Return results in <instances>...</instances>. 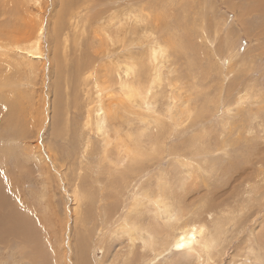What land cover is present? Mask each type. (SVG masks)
I'll return each mask as SVG.
<instances>
[{"label": "rangeland", "instance_id": "rangeland-1", "mask_svg": "<svg viewBox=\"0 0 264 264\" xmlns=\"http://www.w3.org/2000/svg\"><path fill=\"white\" fill-rule=\"evenodd\" d=\"M132 9L140 14L138 23L129 20ZM263 11L261 0L0 1V45L13 37H29L32 33L27 29L37 19L44 25L42 66L36 62L28 67L22 54L16 57L9 54V47L0 49V170L8 169L2 194L7 189L17 207L24 205L20 210L23 227L18 223L15 230L0 236V264H145L154 256L147 249V237L142 243V236L136 232L128 235L123 228L122 233L115 234L125 224L117 218L126 209L132 211L133 193L140 187L143 203L137 204L139 212H128L125 218L162 228L154 234L156 258L149 264H264ZM152 26L156 38L168 47L170 44L160 68L163 81L153 99L157 112H148L142 102L139 108H120L119 113L121 124L125 128L131 125L138 133L143 131L144 122H153V115L159 117L163 123L157 128L155 146L161 149H150L153 144L143 136L145 144L139 145L134 156L143 162L123 177L126 182L122 179L116 183L122 170L108 171L110 160L98 159L101 143L94 133V113L89 125L93 131L86 137L80 131L85 121L81 112L95 105V84L106 87L104 77L121 62H138V74L147 82V67L139 61L147 51V40L152 38L144 37L143 31ZM126 29L131 33L124 38L125 44L119 43ZM104 90L102 96L113 105L126 99L119 100L113 89ZM172 92L179 93L181 101L186 100L174 111L179 119H174L177 126L161 114L166 112ZM241 95L244 98L240 102ZM185 105L193 115H180ZM201 107L203 116L197 114ZM19 128L26 135L18 137ZM14 129L18 141L5 143ZM192 142H196L194 147ZM195 147L212 150L200 156L207 159L200 176L182 172L183 158L173 154ZM223 147L228 149L225 154ZM209 166L214 169L211 176L207 173ZM229 166L233 171L226 169ZM180 181L184 190L178 188ZM155 183L171 197L181 196L188 210L184 219L206 224L218 237L209 249V263L201 253V257H195L162 251L174 236V224L157 204L145 198L146 194L154 196ZM72 193L79 202L71 200ZM170 201L174 207V199ZM200 202L211 206L206 209ZM192 205L195 211L189 208ZM132 238L137 240L131 243ZM193 245L204 251L202 244Z\"/></svg>", "mask_w": 264, "mask_h": 264}, {"label": "bare ground", "instance_id": "bare-ground-1", "mask_svg": "<svg viewBox=\"0 0 264 264\" xmlns=\"http://www.w3.org/2000/svg\"><path fill=\"white\" fill-rule=\"evenodd\" d=\"M2 2V0H0ZM19 1V0H18ZM37 2V0H35ZM68 1V0H66ZM10 2V1H9ZM261 2L264 3V0H261ZM15 3V2H14ZM243 3V2H242ZM259 5L261 4L260 1L258 3ZM21 6V5H19ZM122 7V6H121ZM19 8V7H18ZM251 8V7H250ZM10 11L13 10L12 7L9 8ZM115 9V8H114ZM113 9V10H114ZM123 9V8H122ZM139 9V8H138ZM145 11V10H144ZM257 12V11H256ZM264 12V11H263ZM9 13V12H8ZM18 13V12H17ZM129 14H133V16H130L132 18H130L129 20H131V22L134 23H138V19L140 18V14L136 13V9H132L128 12ZM261 14V13H260ZM112 15V14H111ZM122 15V14H121ZM116 17V16H115ZM239 17V16H238ZM119 18V17H117ZM122 18V16H121ZM126 18V17H125ZM113 19V18H112ZM124 20V18H122ZM143 19V18H142ZM110 20V19H109ZM118 21V20H117ZM121 21V20H120ZM119 21V22H120ZM161 22V21H160ZM141 23V22H140ZM109 24V23H108ZM129 24V22H128ZM177 24V23H176ZM113 25V24H112ZM116 25V24H115ZM115 25H113L115 27ZM147 25V24H146ZM215 25V24H214ZM245 25V24H244ZM151 26V25H150ZM32 28L27 29L30 33H32L29 37H25L22 38L18 37L17 39H15V37H13V40L0 45V49H5L6 47H9L12 51L9 52V54L18 57L20 54H22L24 62L26 61V66L28 67H32L34 64H41V66L44 64L43 59L41 58L43 55V49H42V35H43V31H44V25L42 23V21H40V19L36 20L34 22V26L31 25ZM135 28H137V24L134 25ZM179 27V26H178ZM27 28V27H26ZM58 28V24L57 26L54 28L57 29ZM112 28V27H111ZM123 28V27H122ZM147 28V26H146ZM115 29V28H114ZM151 29H154L153 26L152 28H148L145 29V31H143V36L144 37H149L150 35H152L151 41L149 42L147 40V48H146V53L143 56V58L141 59V61H139L140 64H142L143 66L146 65L147 70H144V74L147 77L148 76V80L146 83H144L141 78L140 75L138 74V70L141 69V67L137 64L138 62H121L119 63V65H117V67L115 66L114 69L111 70L110 74L105 78V81H103V84H106V87H100V84L96 83L95 84V94H93L94 99L92 100V102H94L95 105H93V107H91L90 109H84L83 112H81L82 117L85 118V121L82 123L84 125V127L80 130L81 133L83 135H86V137H89L91 134V130L92 127L90 128V120L92 119L91 117V113H94V119L95 121L93 123H95V134L97 135V140L98 142L101 143V151L99 153V160L104 162L105 160H110L109 163V169L108 171L112 169L113 170H117L119 169L120 171L122 170V174L120 175V178H116V183L117 181H121L123 179V177L125 175H129L131 172H133L134 170H136L138 168L139 165H141V163L143 162V160L141 158H134L136 152L139 150V145L141 144H145L141 138L143 136H146L148 141L151 142L153 145H151V148L149 146L150 149L154 148H158L161 149L158 146H155L158 144L157 141V136H158V130L157 128H160L159 125H161L163 122H161L162 120H160L159 117H156L155 115H153L154 120L153 122H144L143 126V131L142 132H137L136 130H133L131 128V125H127V127L125 128L121 122V116L119 112H121L120 108H124L125 107H130L133 106L134 108L136 106H143L140 105L144 104L145 109L150 112V113H155L157 112V110H155V105L156 103L153 99L156 95V91L157 89H159V87H161V83L163 81L162 79V74L160 72V68L162 67L163 62L165 61L166 57V51L167 49H169L168 44L165 45L166 43L160 42L156 36L154 35V32H151ZM177 29V28H176ZM203 29V28H201ZM117 30V29H116ZM121 30V29H120ZM133 30V29H131ZM155 30V29H154ZM158 30V29H157ZM174 30V29H173ZM123 31V29H122ZM153 31V30H152ZM156 31V30H155ZM178 31V30H177ZM215 31V30H214ZM135 32V30H134ZM137 32V31H136ZM157 32V31H156ZM232 33V30L230 31ZM239 34V31H236ZM21 33V32H20ZM123 33V32H122ZM125 36L120 37L118 39L119 43H124L125 44V37H127L126 35L130 32V29H126V31L124 32ZM171 33V32H170ZM235 33V32H234ZM134 34V33H133ZM132 34V35H133ZM178 34V33H177ZM131 35V36H132ZM25 36V35H24ZM141 37V36H140ZM234 37V36H233ZM146 38V39H147ZM231 38V37H230ZM239 37L237 36V39ZM177 40V39H176ZM173 39V41H176ZM137 41H139V39H137ZM134 40V44L139 45V43ZM231 41V40H230ZM167 42V41H166ZM189 42V40H188ZM229 42V41H228ZM127 43V42H126ZM168 43V42H167ZM186 43V42H184ZM195 43V42H194ZM231 42H229L228 44H230ZM123 44V45H124ZM187 44V43H186ZM190 44V43H189ZM234 44V43H233ZM129 44H126V46ZM144 45V44H143ZM191 45V44H190ZM232 45V44H231ZM236 44H234L235 46ZM230 46V45H229ZM120 47V46H118ZM130 48V46H129ZM193 48V47H192ZM8 49V50H10ZM116 49V48H115ZM219 49V48H218ZM125 50V49H124ZM129 50V49H127ZM116 52V51H115ZM120 52V51H119ZM110 54V53H109ZM128 54V53H127ZM121 55V53H120ZM125 55V54H124ZM128 56V55H127ZM168 56V54H167ZM245 56V55H244ZM7 57V56H5ZM10 57V56H8ZM121 57V56H119ZM136 57V56H135ZM260 57V56H259ZM240 58V56H239ZM5 59V58H4ZM37 59V60H36ZM138 59L140 60L139 56ZM253 59V58H252ZM53 60V59H52ZM58 61V60H57ZM61 61V60H60ZM126 61V60H125ZM248 61V60H247ZM37 62V63H36ZM59 62V61H58ZM56 62V65H58ZM9 63V62H8ZM54 64V62H52ZM113 68V67H112ZM162 70V69H161ZM171 72V71H170ZM57 73V72H56ZM105 75V74H103ZM25 76V74H24ZM86 77V76H85ZM79 80V78H78ZM221 80V79H220ZM82 82L86 81V78H81ZM97 81V80H96ZM99 82L101 81V79L99 78L98 80ZM221 83V82H220ZM145 84V88L144 85ZM222 84V83H221ZM220 84V85H221ZM84 85V83H83ZM94 85V84H93ZM92 85V87H93ZM102 85V84H101ZM252 86V85H251ZM113 89L115 90L116 96L117 98L120 97L122 98H126L125 100H121L119 102H116L114 105L112 104V102L109 101H105L107 96H102L103 90L104 89ZM239 88V86H238ZM63 89V88H62ZM175 89V88H174ZM156 90V91H155ZM221 90V89H220ZM233 90V89H232ZM237 90V89H236ZM105 91V90H104ZM175 91V90H174ZM222 91V90H221ZM254 92V91H253ZM104 94V93H103ZM172 95L170 96V102L168 101L167 104L165 105V109L166 112L163 113L161 112L162 116H166L169 118L168 120L175 126H177L178 124V116L174 115V111L176 110V108L178 107V105L181 102H184L186 100L181 101L178 95L179 93H171ZM240 97V102L241 100L244 98L243 95L239 96ZM253 97H255L253 95ZM257 97V96H256ZM108 98L109 95H108ZM262 98V97H261ZM263 99V98H262ZM129 100V101H127ZM156 100V99H155ZM188 101V100H187ZM213 101V100H212ZM215 101V100H214ZM247 101V100H246ZM59 103V102H58ZM122 103V104H121ZM223 103V102H222ZM60 104V103H59ZM235 104V103H234ZM116 105V106H115ZM115 106V107H114ZM138 106V108H139ZM236 106V105H235ZM206 107V106H205ZM228 107V106H227ZM143 108V107H142ZM132 109V108H131ZM144 109V110H145ZM206 110V109H205ZM138 111V110H137ZM135 112V111H134ZM132 112V113H134ZM185 112H187L188 115H193V110H189L188 109V105H185L184 109L180 112V115L184 114ZM166 114V115H163ZM197 114L200 116L204 115V109L203 107H201L200 109L197 110ZM174 115V117H173ZM125 116V115H124ZM166 118V117H165ZM59 119V117H58ZM125 119V118H124ZM174 119H178L177 122L174 121ZM186 120V119H185ZM194 120V119H193ZM195 121V120H194ZM226 121V120H225ZM180 122V121H179ZM229 122V121H228ZM231 122V121H230ZM16 124V123H14ZM169 124V123H168ZM223 124V123H222ZM245 124V123H244ZM122 125V126H121ZM164 125V124H163ZM233 125V124H232ZM21 126V125H20ZM24 126V125H22ZM21 126V127H22ZM16 127V126H15ZM19 127V126H18ZM86 127V129H85ZM170 127V126H169ZM14 128V127H13ZM175 128V127H174ZM223 128V127H222ZM17 129V128H16ZM220 129V128H219ZM230 129V128H229ZM227 130V128H226ZM225 130V131H226ZM21 131V132H20ZM27 131V129H26ZM93 131V130H92ZM140 131V130H139ZM212 131V130H211ZM214 131V130H213ZM223 131V129H222ZM229 131V130H228ZM234 131V130H233ZM19 132V136L17 135ZM127 132H129L127 134ZM231 132V131H230ZM17 133V134H16ZM15 133V129L12 133L7 134V137H9V141H5V143H11L14 141H18L20 137V134L26 135V133L24 134V131L22 129L19 128L18 131H16ZM58 133V132H57ZM215 133V132H214ZM218 133V132H217ZM222 133V132H221ZM224 133V132H223ZM134 134V135H133ZM28 135V134H27ZM216 135V134H215ZM220 135V134H219ZM223 135V134H222ZM226 135V134H224ZM163 137V136H162ZM128 138V139H127ZM211 138V137H210ZM220 138V137H219ZM227 138V137H226ZM161 139V137H160ZM218 139V138H217ZM230 139V138H229ZM222 140V139H221ZM11 141V142H10ZM88 141V138H87ZM128 142V145L124 146L123 145L125 143ZM161 141V140H159ZM193 141V139H192ZM80 142V141H79ZM199 142V141H198ZM197 142V143H198ZM202 142V140H201ZM227 142V141H226ZM229 142V141H228ZM4 143V144H5ZM15 143V142H14ZM193 143V142H192ZM212 143V142H211ZM221 143V142H220ZM234 144V143H233ZM6 145V144H5ZM13 145V144H12ZM186 145V143H185ZM196 145V142L192 144V146L194 147ZM199 145V144H198ZM221 145V144H220ZM84 146H88V142L85 141V145ZM13 147V146H12ZM85 147V149H86ZM198 147V146H197ZM202 147V146H201ZM220 147V146H219ZM222 147V146H221ZM227 147V146H225ZM208 148V147H207ZM206 148V149H207ZM182 149V148H181ZM187 151H183L181 150V152L179 151H174L173 154H176V156H180L181 158H183L182 164L180 166H182L184 168V170H182V172H186L187 174H196L198 176L201 175L202 170H206L204 169V165L206 162V157H204L205 159L200 158V156L204 155H208L209 153H212V150L207 149V150H200L199 148H187ZM214 149V148H211ZM88 151V149H86ZM179 150V149H178ZM218 150V149H217ZM228 151V149L226 148H222V151H224L223 153L225 154V151ZM98 151V150H97ZM221 151V150H220ZM2 152V151H1ZM216 154L217 152L214 151ZM261 152V151H259ZM3 153V152H2ZM6 153V151H5ZM227 154V153H226ZM109 156V157H108ZM225 156V155H224ZM213 157V156H212ZM252 157V156H251ZM7 160L6 157H3ZM1 159V157H0ZM245 159V157H244ZM3 161L6 165L8 161ZM1 161V160H0ZM217 162V161H216ZM258 162V161H257ZM3 163V164H4ZM99 163V161H98ZM97 163V165H98ZM175 163V162H174ZM181 163V162H180ZM179 163V164H180ZM235 164V163H234ZM218 165V164H217ZM232 165V163H231ZM182 168V169H183ZM264 168V167H263ZM226 169L233 171V167L229 166L226 167ZM261 169V167H260ZM8 169H4L2 168V170H0V176L2 178H0V236L1 234H8L10 232L13 231V229L15 230V228H17L18 226H16L18 223L21 224L20 227H23L22 224V219H23V215L20 212V210H24V205L21 204L20 207H17L12 199L9 197V191L6 189V193L2 194L3 190H5V187L2 188V182L7 183L8 181V176H6L5 172ZM118 170V171H119ZM124 171V172H123ZM179 171V170H178ZM213 166H209L207 173L210 174V176L213 174ZM264 171V170H263ZM3 172V173H1ZM114 172V171H113ZM112 172V173H113ZM177 172V171H176ZM206 172V171H205ZM252 172V171H251ZM100 173V172H99ZM96 171V174H99ZM203 173V172H202ZM229 173V172H228ZM261 172L260 170L258 171V175ZM116 174V172H115ZM178 174V173H177ZM233 174V173H232ZM254 174V173H253ZM230 177L232 176L231 173H229ZM256 175V174H255ZM258 175H256V178H258ZM261 175V174H260ZM209 176V175H208ZM6 177V178H5ZM179 177V176H178ZM239 179V176H237ZM3 178H5L6 180H4ZM158 179V178H157ZM184 179V178H183ZM207 178H205L206 180ZM95 180H98V178H96ZM125 181V179H123ZM234 180V179H233ZM122 181V182H124ZM195 181V180H194ZM209 181V180H208ZM244 182H247V179L243 180ZM126 182V181H125ZM206 182V181H205ZM245 182V183H246ZM250 182V180H249ZM243 183V182H242ZM134 184V183H133ZM137 184V183H136ZM139 184V183H138ZM8 185H10L8 183ZM12 185V184H11ZM208 185V184H207ZM248 185V184H247ZM22 186V185H21ZM131 186V185H130ZM134 186V185H133ZM132 186V187H133ZM141 186V185H140ZM250 186V185H249ZM10 187V186H9ZM13 187V186H12ZM103 187V186H102ZM155 189H154V196L150 197L148 194L145 195L146 199H149L151 201H153L155 204H157V207L159 209H161L163 211V213H166L168 216V219L170 221L173 222L174 227L172 229L173 231V235L171 237V239L168 241V244L166 245V242L163 246V250L162 251H168V250H173L174 252H178L179 254H183V255H192L195 257H201V254L204 255V261H208L206 263H209L211 257H210V252L209 249L214 246V243L216 241V239L218 237H216L215 234H212V232H210L208 230V228L205 226L206 224H199L196 222V220L194 219L191 220L189 219H184L187 218V214H188V210H186V204L185 202L182 200L181 196L179 195H172L171 197V193L169 191H165V188L162 185H157V183H155ZM74 188V187H73ZM101 188V187H100ZM178 188L181 190H184V182L180 181V184L178 185ZM189 188V187H188ZM133 189V188H132ZM11 190V189H10ZM131 190V189H130ZM129 190V191H130ZM134 190V189H133ZM136 190V188H135ZM250 190H252V188H250ZM13 191V190H11ZM128 191V192H129ZM132 191V190H131ZM74 192V191H73ZM14 193V191H13ZM167 193V194H166ZM15 194V193H14ZM71 194V193H70ZM141 194H142V189L140 187V191H135L133 193V200H132V204H130V206H133L131 208L132 211L126 209L125 213H122L120 218H117V220L121 221V223H125L123 225H121L120 228L117 229L116 231V235H119L120 233H122L121 229L123 228L124 232L128 235H134L133 233L136 232L137 235L142 236L141 242L143 243L144 241V236L147 237V242H148V248L149 251L154 253L153 258L149 259V261H147L145 264H149L150 261L154 260L156 258V250H154L155 245H156V239H155V233L159 232L162 228H159L156 225H153V228H151V222L150 223H143L142 225H140L138 223V221L136 219H131L130 221L125 218V215L129 212H139V210H137V204L143 203V201L141 200ZM42 195V194H41ZM72 201L75 202H79L78 198H76V195L72 193ZM184 195V194H182ZM132 196V195H130ZM131 197H129L130 199ZM173 198L174 199V207L172 206V203L170 201V199ZM168 199V200H167ZM206 201V200H205ZM128 203V201H127ZM20 204V203H19ZM76 204V203H75ZM79 204V203H78ZM46 205V204H45ZM127 205V204H126ZM189 205V204H188ZM199 205H201L204 208H210L211 205H207L205 203L200 202ZM78 206V205H77ZM114 206V205H112ZM195 205L189 206L190 209H192L193 211H195L192 207H194ZM116 207V206H115ZM127 207V206H126ZM19 208V209H18ZM36 208V207H35ZM125 208V206H124ZM123 208V209H124ZM130 208V207H128ZM111 209V208H110ZM122 209V210H123ZM35 210V209H34ZM171 210L174 211L171 213ZM111 211H115V208H112ZM125 211V209H124ZM123 212V211H122ZM128 213V214H129ZM116 214V213H115ZM130 218V217H129ZM111 222V220L109 221ZM115 222V221H114ZM117 223V222H116ZM180 223V224H179ZM151 224V225H150ZM115 225V224H114ZM218 225V223H217ZM220 227H217V231L216 233L218 234ZM21 232L22 237L24 238V234L23 231H20L18 229V233ZM212 235V236H211ZM211 236V237H210ZM86 239V236L85 238ZM137 240V238H132L130 241L131 243H134ZM25 242H27L24 239ZM183 244L185 247L182 249H178L177 245ZM193 244H202V248L204 251L202 250H196ZM160 252V251H159ZM201 253V254H199ZM160 254V253H159ZM157 254V255H159ZM21 258V257H20ZM19 258V259H20ZM24 259V258H21ZM14 261V260H13ZM27 261V260H26ZM18 262V261H17ZM21 262V261H20ZM24 263V262H23ZM5 264V263H3ZM20 264V263H19ZM25 264V263H24ZM82 264H85L84 262H82Z\"/></svg>", "mask_w": 264, "mask_h": 264}, {"label": "snow or ice", "instance_id": "snow-or-ice-1", "mask_svg": "<svg viewBox=\"0 0 264 264\" xmlns=\"http://www.w3.org/2000/svg\"><path fill=\"white\" fill-rule=\"evenodd\" d=\"M185 246L183 245V244H180V245H177V248L178 249H182V248H184Z\"/></svg>", "mask_w": 264, "mask_h": 264}]
</instances>
